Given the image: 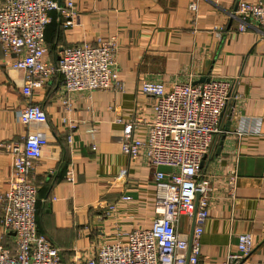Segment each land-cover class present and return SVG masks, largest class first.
<instances>
[{
    "label": "crops",
    "instance_id": "obj_1",
    "mask_svg": "<svg viewBox=\"0 0 264 264\" xmlns=\"http://www.w3.org/2000/svg\"><path fill=\"white\" fill-rule=\"evenodd\" d=\"M191 1L74 0L80 16L69 29L53 12L46 29V57L53 62L62 47L116 36L123 90L72 95L68 112L61 98L63 78L57 76L34 93L48 122L33 129L20 123L18 114L26 106L24 74L11 68L13 57L0 50V145L21 141L29 132L45 135L47 143L32 175L38 187V231L62 250L67 262L76 253L89 255L103 241L125 239L117 236L113 221L99 218L102 206L123 194L132 197L122 210L123 233L156 215L154 170L146 159L130 163L113 139L124 128L116 119L152 117L142 82L171 88L211 77L237 80L240 97L224 120V129L229 125V130L225 139L220 136L216 141L205 166L218 186L225 182L229 168L236 169V201H222L211 212L200 240V264H222L230 251L237 252L239 235L247 233L256 246L251 259L264 261V34L256 26L238 31L239 21L231 15L240 0H199L196 24ZM218 27L223 28L221 38ZM67 117L78 124L72 143L64 125ZM91 127L96 129L93 135L88 131ZM139 130V136L145 137L147 127L141 125ZM12 168L13 157L0 148V196L10 189ZM70 168L74 182L67 180ZM1 219L0 205V245L14 253L15 235L5 231ZM192 225L184 219L179 231L191 235Z\"/></svg>",
    "mask_w": 264,
    "mask_h": 264
},
{
    "label": "built area",
    "instance_id": "obj_2",
    "mask_svg": "<svg viewBox=\"0 0 264 264\" xmlns=\"http://www.w3.org/2000/svg\"><path fill=\"white\" fill-rule=\"evenodd\" d=\"M198 2L192 0L189 6L193 24ZM53 12L60 14L66 29L74 27L80 16L74 0L61 5L58 0H0V50L13 57L11 68L24 74L26 106L18 114L20 123L30 129L48 122L33 96L57 76L63 78L61 98L68 112L72 95L123 90L116 36L62 47L55 63L46 57V29ZM231 17L239 21V32L256 26L264 34V1L240 0ZM222 30L216 29L219 38ZM236 85V79L220 77L200 84L177 83L171 88L160 82H142L141 92L149 99L152 117L148 121L136 116L116 119L124 128L113 139L130 163L146 159L154 170L156 215L123 233L122 210L132 203V197L123 194L118 201L106 203L100 220L113 221L117 236L125 239L103 241L91 248L89 255L76 253L69 262L62 250L38 231V187L32 175L47 143L45 135L29 132L21 141L0 145L13 157L10 189L0 196L1 224L6 232L14 233L16 244L14 253L0 245V264H200V240L211 212L222 201H236V169H228L222 186L205 169L216 141L227 132L224 120L240 97ZM64 125L71 132L68 141L72 143V131L78 124L67 117ZM141 125L147 127L145 137L139 136ZM95 130L91 127L88 131L93 135ZM67 180L74 182L72 168ZM184 219L194 222L192 239L188 232L179 231ZM255 248L252 235L241 234L237 252L230 251L222 264H264L251 259Z\"/></svg>",
    "mask_w": 264,
    "mask_h": 264
},
{
    "label": "water",
    "instance_id": "obj_3",
    "mask_svg": "<svg viewBox=\"0 0 264 264\" xmlns=\"http://www.w3.org/2000/svg\"><path fill=\"white\" fill-rule=\"evenodd\" d=\"M58 3H59V5H61V0H58ZM205 81H208V79H202L201 81H199L198 83H195V84H200V83H203ZM228 130H229V125H227V127H226V131H228ZM223 139H225V135H223L222 140ZM221 145H222V142L220 143V146H219V148L217 150V155H219L220 152H221ZM193 229H194V222H193V225H192V230H191V235H190L191 239H192V236H193Z\"/></svg>",
    "mask_w": 264,
    "mask_h": 264
},
{
    "label": "trees",
    "instance_id": "obj_4",
    "mask_svg": "<svg viewBox=\"0 0 264 264\" xmlns=\"http://www.w3.org/2000/svg\"><path fill=\"white\" fill-rule=\"evenodd\" d=\"M52 18V17H51ZM57 60H54L53 62L55 63ZM37 208H38V206H37Z\"/></svg>",
    "mask_w": 264,
    "mask_h": 264
}]
</instances>
